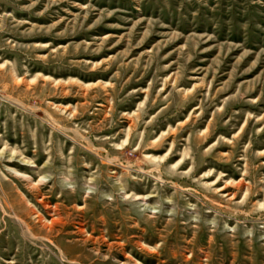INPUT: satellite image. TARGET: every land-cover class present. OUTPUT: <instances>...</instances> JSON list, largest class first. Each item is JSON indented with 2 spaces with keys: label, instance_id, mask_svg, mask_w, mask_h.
<instances>
[{
  "label": "rangeland",
  "instance_id": "rangeland-1",
  "mask_svg": "<svg viewBox=\"0 0 264 264\" xmlns=\"http://www.w3.org/2000/svg\"><path fill=\"white\" fill-rule=\"evenodd\" d=\"M0 264H264V0H0Z\"/></svg>",
  "mask_w": 264,
  "mask_h": 264
}]
</instances>
